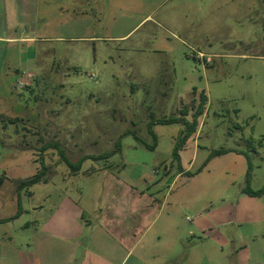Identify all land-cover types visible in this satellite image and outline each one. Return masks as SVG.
Listing matches in <instances>:
<instances>
[{
    "label": "rangeland",
    "instance_id": "obj_1",
    "mask_svg": "<svg viewBox=\"0 0 264 264\" xmlns=\"http://www.w3.org/2000/svg\"><path fill=\"white\" fill-rule=\"evenodd\" d=\"M75 9L74 16L64 9L62 17L46 11L35 26L36 36L49 38L36 44V71H24L21 65L19 74L0 73V104L14 102L28 113L27 119L17 120L0 115V216L17 210L19 224L34 223L40 207H51L47 195L67 191L76 200L84 193V203L98 207L105 185L90 198L94 184L83 174L64 181L74 172L62 155L76 163L111 152L118 142L123 152L110 162H126L130 169L134 155L140 162L162 160L160 167L145 170L165 191L173 178L166 176V166L174 173L179 168L173 149L185 126L155 125L154 150L138 143L134 134L152 145L148 123L179 116L182 102L189 103L192 121L194 90L198 99L205 92L208 102L198 117L197 136L188 139L184 163L194 158V140L203 150L175 189L197 184L212 151H248L249 143L256 148L250 153L254 184H264V0H88ZM30 19L27 15L23 27L32 32ZM6 60L7 65L16 62L14 57ZM239 157L246 163L245 156ZM41 158L49 182L35 184L19 197L17 179L39 171ZM92 166L99 163H84V169ZM113 170L122 172L117 166Z\"/></svg>",
    "mask_w": 264,
    "mask_h": 264
},
{
    "label": "crops",
    "instance_id": "obj_2",
    "mask_svg": "<svg viewBox=\"0 0 264 264\" xmlns=\"http://www.w3.org/2000/svg\"><path fill=\"white\" fill-rule=\"evenodd\" d=\"M66 1L64 5L57 0H0V73L19 74L21 65L24 71L37 70L36 44L49 40L39 38L35 32L43 14L47 11L51 16L62 17L66 9L74 16L75 7L88 2ZM27 15L35 23L32 32L24 28L28 25ZM7 57H14L15 64L7 65ZM22 81L18 83L29 86ZM193 94L191 104L195 112L199 99L195 90ZM188 104L182 102L177 112L180 116L186 111L185 118L190 120ZM0 115L8 120L28 117L27 108L14 102L0 104ZM197 134L198 129L193 135ZM194 141V158L188 165L183 161V153L189 140L181 152L182 168L174 173L166 166V176L173 174V178L165 191L158 189L160 181L156 184L149 179L145 170L160 167L162 160L140 162L134 155L130 169L126 162L115 165L122 168L116 174L115 163L110 159L122 154V145L109 159L94 161L99 163L98 168L84 169V163L89 161L86 160L79 171L62 179L83 174L94 184L90 198L104 184L99 206L86 205L81 197L84 193L76 200L67 191L47 195L51 207H40L34 223L19 224L21 211L17 210L1 215L0 264H264V195L253 197L243 193L247 173V160L243 163L239 157L243 155L229 152L219 162L212 158L195 178L196 185L187 189L183 184L182 189H175L194 168V160L203 150ZM19 151L27 150L23 146ZM134 151L141 152L135 146ZM206 172L208 177L202 178ZM48 182L49 179L44 183ZM152 185L156 190H151ZM263 185L257 188L252 177L253 190ZM15 194L21 196L16 188ZM18 206L20 210L19 202Z\"/></svg>",
    "mask_w": 264,
    "mask_h": 264
},
{
    "label": "trees",
    "instance_id": "obj_3",
    "mask_svg": "<svg viewBox=\"0 0 264 264\" xmlns=\"http://www.w3.org/2000/svg\"><path fill=\"white\" fill-rule=\"evenodd\" d=\"M208 102V97L205 92H202L200 94L199 103L197 104L195 108L194 118L192 121H189L185 118L187 115L186 111H182L180 116L170 117L166 119H158V120H152L148 123V129L150 134L153 137V144L149 145L145 143L142 139H140L138 136L134 134V138L137 142H139L141 145H143L145 148L149 150H154L157 146V137L155 133L153 132V127L155 125L161 124V125H169V124H183L185 126V130L182 132V136L177 140L175 143L174 149H173V158L179 163V168L181 169V157L180 152L187 143L188 139L196 132L198 127V117L203 115L204 110L206 108ZM56 149L58 148V144L54 145ZM45 150L42 149V151ZM121 150V143L118 142L115 146V149L111 152L102 154V155H87L85 157H82L80 160H78L76 163H72L68 160V158L65 155H62V160L67 164L69 169L73 172H77L81 169L82 164L86 160H93V161H99V160H106L109 159L111 156H113L115 153H118ZM256 148L254 147L253 143H249L248 151L240 150V149H221L212 151L210 153L209 159L220 156L229 152H234L237 154H241L245 156L247 160V173L245 177V186L243 188V193L253 196V197H259L264 195V185L259 190H253L251 187L252 177H253V164L251 160V152H255ZM40 170L31 178H28L26 180H22L17 182V192L20 194L23 190L28 189L29 187H32L35 184L46 182L47 181V165L45 164L43 158L40 160Z\"/></svg>",
    "mask_w": 264,
    "mask_h": 264
},
{
    "label": "built area",
    "instance_id": "obj_4",
    "mask_svg": "<svg viewBox=\"0 0 264 264\" xmlns=\"http://www.w3.org/2000/svg\"><path fill=\"white\" fill-rule=\"evenodd\" d=\"M206 62H207V63H208V62H211V60H210V59H208Z\"/></svg>",
    "mask_w": 264,
    "mask_h": 264
}]
</instances>
